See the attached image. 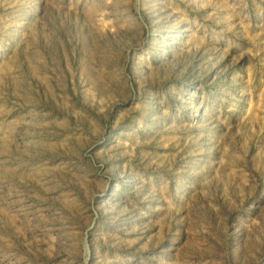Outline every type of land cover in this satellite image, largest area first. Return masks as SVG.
I'll list each match as a JSON object with an SVG mask.
<instances>
[{
	"label": "rangeland",
	"instance_id": "1",
	"mask_svg": "<svg viewBox=\"0 0 264 264\" xmlns=\"http://www.w3.org/2000/svg\"><path fill=\"white\" fill-rule=\"evenodd\" d=\"M0 264H264V0H0Z\"/></svg>",
	"mask_w": 264,
	"mask_h": 264
}]
</instances>
